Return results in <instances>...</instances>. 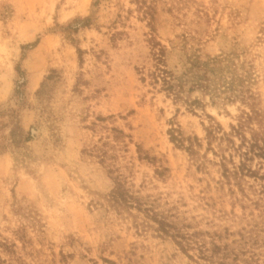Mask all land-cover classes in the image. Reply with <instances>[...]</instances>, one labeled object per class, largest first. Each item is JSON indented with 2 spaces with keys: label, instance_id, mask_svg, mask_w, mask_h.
<instances>
[{
  "label": "rangeland",
  "instance_id": "374dc122",
  "mask_svg": "<svg viewBox=\"0 0 264 264\" xmlns=\"http://www.w3.org/2000/svg\"><path fill=\"white\" fill-rule=\"evenodd\" d=\"M253 136L264 0H0V264H264Z\"/></svg>",
  "mask_w": 264,
  "mask_h": 264
},
{
  "label": "trees",
  "instance_id": "16d2710c",
  "mask_svg": "<svg viewBox=\"0 0 264 264\" xmlns=\"http://www.w3.org/2000/svg\"><path fill=\"white\" fill-rule=\"evenodd\" d=\"M78 22H82L84 25H87V23L89 22V18H84V19H79ZM163 51L160 50V52H157V54L155 55V70L152 71L151 76L152 79L155 82H159L160 80L163 82V88L170 94L175 95L177 98L180 97V94L182 92L183 87H184V83L186 81H184L181 77H179L178 81L175 82L173 81L171 78L167 77L165 74H167L166 69L162 68L163 64ZM194 78H196L197 80H201L204 76L202 75H198L197 73H193ZM24 82H19V85H22ZM196 86L201 87L203 86L202 83L196 81L195 82ZM193 84V85H195ZM249 154H252V156H257L260 157L262 159H264V141H262V143H260V139L257 136H253V139L250 143L249 149L246 150L243 155L245 156V158L249 157ZM244 166V164H243Z\"/></svg>",
  "mask_w": 264,
  "mask_h": 264
}]
</instances>
